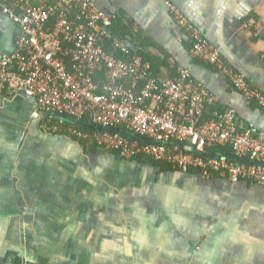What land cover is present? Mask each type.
I'll return each mask as SVG.
<instances>
[{
  "label": "crops",
  "instance_id": "1",
  "mask_svg": "<svg viewBox=\"0 0 264 264\" xmlns=\"http://www.w3.org/2000/svg\"><path fill=\"white\" fill-rule=\"evenodd\" d=\"M92 1L115 17L110 32L124 34L125 47L189 70L220 106L236 110L240 124L264 133V109L245 101L218 70L191 58L190 42L165 6L168 1L177 7L264 96V0ZM251 19L261 27L247 26ZM15 37L14 24L0 10V58L13 53ZM171 70L168 64L158 78L174 77ZM45 118L35 100L0 92V221L16 217L8 207L27 205L38 253L49 254V264H103L105 241L118 248L125 239L137 253L175 254L177 264H264L263 188L139 168L105 149L85 150L67 138L48 137ZM121 168H127L123 175ZM109 176L113 185H105ZM116 179L129 193L120 191ZM41 225L48 242L40 238ZM7 253L11 258L18 251Z\"/></svg>",
  "mask_w": 264,
  "mask_h": 264
},
{
  "label": "built area",
  "instance_id": "2",
  "mask_svg": "<svg viewBox=\"0 0 264 264\" xmlns=\"http://www.w3.org/2000/svg\"><path fill=\"white\" fill-rule=\"evenodd\" d=\"M165 6L189 40L191 58L218 70L245 101L264 109V96L226 64L177 7L168 1ZM0 10L16 28L15 50L0 58V92L35 100L47 116L43 132L62 131L52 117L59 124L65 118L87 120L104 130L95 136L97 145L123 159L146 155L183 172L199 169L264 189V133L240 124L235 109H218V99L172 61L175 76L160 80L149 62L112 38L115 17L92 0H0ZM247 26L261 24L251 19ZM108 42L128 60L107 53ZM124 130L139 139H125ZM68 133L88 139L75 128ZM143 138L149 143H140ZM169 143L175 146L168 149ZM183 145L198 152H187ZM211 147L229 148L235 160L198 155Z\"/></svg>",
  "mask_w": 264,
  "mask_h": 264
},
{
  "label": "rangeland",
  "instance_id": "3",
  "mask_svg": "<svg viewBox=\"0 0 264 264\" xmlns=\"http://www.w3.org/2000/svg\"><path fill=\"white\" fill-rule=\"evenodd\" d=\"M104 181H105V185H107V183L113 185V180L111 179L110 176L106 178ZM119 182L120 181H118V183ZM117 187L121 189L120 191H124L127 188V186H123L121 184L120 186L117 185ZM120 191L116 190V193L119 194ZM127 192L129 193L128 188H127ZM122 198L123 197L121 195V200ZM128 199H129V194L124 198V200H126L128 203ZM11 208L13 212L14 210L15 212H17V215H15L16 217L14 218V220H12L10 217L6 221L4 220V222L0 221V264H11L10 260H12L13 262L19 261L20 264H49L48 256L50 255L49 254L39 255L38 253L39 239L36 237L38 235L35 234L34 230H31L32 226H34V223L32 222L33 217L32 214L29 212V207L27 205L21 207L19 206L8 207V209ZM39 228H40V238H42L45 242L50 241L48 232L42 229V225ZM11 237L14 238L13 245H10L9 243ZM56 240H60V239H56ZM127 245H128V239H125V243L120 245V247H118L119 250H117L118 248L112 246L110 241H108L107 243L105 241L103 264H128V261L130 264H153L154 261L156 262V264H177L175 254L137 253L135 248H128ZM8 248H10L12 251L16 250L18 251V253L10 258V254L7 255ZM116 254H118L117 257ZM5 256L7 257L3 258ZM40 257H44L45 260L41 261ZM114 257L117 259H114L115 262L112 263L111 261Z\"/></svg>",
  "mask_w": 264,
  "mask_h": 264
},
{
  "label": "trees",
  "instance_id": "4",
  "mask_svg": "<svg viewBox=\"0 0 264 264\" xmlns=\"http://www.w3.org/2000/svg\"><path fill=\"white\" fill-rule=\"evenodd\" d=\"M112 38L113 39H117V40H119L121 42L122 40H124V34H119L117 31H112ZM105 50H106L107 53L113 55L116 59H121V60H124V61L128 60V58L126 56H124L121 52H119L118 50H115L112 47L111 42H108L106 44ZM130 51H131V53L133 55H137L138 57H140L144 62H149L151 64L152 71H153V73L155 75H157L158 72H160V70L162 68H168V64H167L166 60L154 58V57H152L150 55H147L144 51H142V49L139 50V51H133L132 49H130ZM195 62L207 65V64H205V63H203L201 61H198V60H195ZM207 66L212 68L209 65H207ZM171 71H173V70H171ZM250 102L251 101H249V103ZM254 102H251V103H254ZM220 108H222V106L218 105V109H220ZM214 109L215 108H213V109L210 108L209 110L211 111V110H214ZM209 110H208V112H209ZM207 116H205L204 119H206ZM41 122H42L41 125H44L46 123L45 120H43ZM51 123L60 125V127L62 128V131L60 133H56L54 135L60 136V137H63V136L67 137V138L71 139L72 141L80 144L85 150L96 151L98 149H102L103 148V147L97 145L95 136L99 132H104V130H100L99 131L98 129H100V128H98L96 126H93L87 120L77 121V120H74V119L65 118L63 120L62 124H59V122L54 117H52V122ZM73 128L88 134V139L80 140V139H77V138L69 135L68 131L70 129H73ZM124 132L128 133L127 130H124ZM139 142L142 143V144L149 143V141L147 139H144V138L140 139ZM173 146H175V145L169 143V144H167L166 147L168 149H170ZM107 151L109 153L113 154V155L118 156V157L120 156L119 152H117V151H114V150H107ZM207 154L213 155V156H217L218 154H222V157H220V158H223V159H226V160H229V158L233 157L232 151L229 148H220V147H211L209 149H206V151L204 153H201V154H198V155L199 156L201 155V156L204 157ZM131 161H135V163L144 164V165H152V166L158 168L161 173H180V172L183 173V171L180 168H178V166H176V165H173V164L167 163V162L154 161L152 158H150L149 156H146V155H138L137 157H134L133 159H131ZM242 162H245V161L242 160ZM187 173L195 174V175L196 174H204V175H207V176H212L213 178H223L217 173H211V172L202 171V170H199V169H189L187 171Z\"/></svg>",
  "mask_w": 264,
  "mask_h": 264
},
{
  "label": "water",
  "instance_id": "5",
  "mask_svg": "<svg viewBox=\"0 0 264 264\" xmlns=\"http://www.w3.org/2000/svg\"><path fill=\"white\" fill-rule=\"evenodd\" d=\"M45 119H47V116H46ZM98 130L100 131L101 129H98ZM120 134H121L125 139H129V140H131V141H134V140H138V139H139L137 136L132 135L131 133L120 132ZM46 135H48V137H51V134H46ZM182 148H183L185 151H187V152H191V153H197V152H198L197 150H195L194 148H192L190 145H183ZM102 150H104V149H102ZM104 151H105V150H104ZM217 157H222V154H218ZM117 158L121 159L120 157H117ZM229 160L232 161V160H235V159H234V157H232V158H229ZM151 166H152V165H151ZM136 167L141 168V164H140V166L136 164ZM126 170H127V168H121L119 172L121 173V175H123L124 173H126ZM140 170H141V169H140ZM116 180L119 181L118 179H116ZM119 183H121V181H120Z\"/></svg>",
  "mask_w": 264,
  "mask_h": 264
},
{
  "label": "flooded vegetation",
  "instance_id": "6",
  "mask_svg": "<svg viewBox=\"0 0 264 264\" xmlns=\"http://www.w3.org/2000/svg\"><path fill=\"white\" fill-rule=\"evenodd\" d=\"M51 136H56V135H54V134H51ZM57 137H60V136H57ZM64 137V136H63ZM64 138H67V137H64ZM67 139H69V138H67ZM69 140H71V139H69ZM74 142V141H73ZM78 145H80V144H78ZM81 146V145H80ZM82 147V146H81ZM83 148V147H82ZM121 158V157H120ZM121 160L122 161H128V162H130V163H133V162H135V161H131V160H126V159H123V158H121ZM135 164V163H134ZM153 168H155L156 170H158V171H160L158 168H156V167H154L153 166ZM183 173H187V172H183ZM187 174H190V173H187ZM191 176H195V177H199V176H204L205 178L207 177V175H203V174H190ZM210 177V176H209Z\"/></svg>",
  "mask_w": 264,
  "mask_h": 264
}]
</instances>
